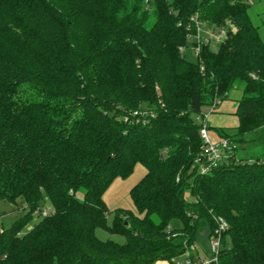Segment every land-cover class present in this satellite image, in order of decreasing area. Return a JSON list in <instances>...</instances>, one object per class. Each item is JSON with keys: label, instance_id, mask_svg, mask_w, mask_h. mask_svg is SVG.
<instances>
[{"label": "trees", "instance_id": "obj_1", "mask_svg": "<svg viewBox=\"0 0 264 264\" xmlns=\"http://www.w3.org/2000/svg\"><path fill=\"white\" fill-rule=\"evenodd\" d=\"M250 7L0 0V202L25 211L0 221V264H175L187 252L194 264H264V154L238 152L264 148V37ZM198 24L225 35L191 61ZM234 93L239 125L219 130L232 149L202 172L203 108ZM137 164L136 212L109 220L104 194ZM218 218L227 229L208 263ZM202 231L206 261L191 252Z\"/></svg>", "mask_w": 264, "mask_h": 264}, {"label": "rangeland", "instance_id": "obj_2", "mask_svg": "<svg viewBox=\"0 0 264 264\" xmlns=\"http://www.w3.org/2000/svg\"><path fill=\"white\" fill-rule=\"evenodd\" d=\"M251 3L250 7V13L255 20V22L260 26V32L262 36L264 37V0H249ZM219 46V42L213 41L211 43V47L213 49H217ZM184 53L187 56V58L191 61H196L197 56L193 50V48L188 45L184 48ZM212 108H209V112L211 113ZM203 110H206V107L203 108ZM197 121L200 123L199 118ZM209 127V125H208ZM235 130H231L229 132H234ZM210 134L212 135V132L210 130ZM213 136V135H212ZM220 138V137H218ZM242 148L238 151L239 154L242 157L246 158H253L256 156H260L264 154V148L262 146H250L248 144H242ZM145 172L144 167L141 164H137L134 168L133 173L126 179H119L117 178L113 183L112 186L109 187V189L105 192L104 198L106 200L108 209L110 211L109 213V220L113 217V211L116 209H125L130 210L133 212H136L135 205L133 203V200L130 196V189L133 185V183L139 181ZM186 199L190 201L192 199V195L190 192L186 193ZM40 207L45 211L46 213H50L52 211V206L50 203H40ZM24 209H21L20 207L8 203V202H0V221L3 223L5 227L11 226L12 223H14L17 219H19L24 214ZM38 220V217L36 215L33 216L31 219V222L27 225L25 228L26 230L31 228L34 223H36ZM180 225V222L176 223L174 226ZM97 235L103 239H112L115 241L123 242L124 238L120 235L110 234L106 231H103L102 229L97 230ZM201 235L196 242L195 246L192 248V254L196 258H201L203 260H208L210 254H208L205 251V247L208 246V240L205 237V232L202 231ZM189 252L183 254L180 258V262L183 264L185 263V260L188 258Z\"/></svg>", "mask_w": 264, "mask_h": 264}, {"label": "built area", "instance_id": "obj_3", "mask_svg": "<svg viewBox=\"0 0 264 264\" xmlns=\"http://www.w3.org/2000/svg\"><path fill=\"white\" fill-rule=\"evenodd\" d=\"M224 35V30L214 33L209 29H203L202 26L198 24L197 32L194 34L196 43L192 46L196 56L200 55L201 45L203 43H207L212 39L219 41L222 37H224ZM213 109L214 108L211 110L213 111ZM200 135L203 139V145L201 154L196 158V162H202L201 171L207 172L215 167L222 160V158L229 153V151L232 149V145L230 140L227 138L220 137L218 139H213L212 135L210 134L207 121L205 120L200 128ZM43 214L46 215L47 213L43 211ZM226 229L227 222L222 218H218V226L210 238V249L213 256L208 263L218 262L217 251L219 247H221V236ZM185 263L194 264L190 259H187ZM175 264H181V262L177 261Z\"/></svg>", "mask_w": 264, "mask_h": 264}, {"label": "crops", "instance_id": "obj_4", "mask_svg": "<svg viewBox=\"0 0 264 264\" xmlns=\"http://www.w3.org/2000/svg\"><path fill=\"white\" fill-rule=\"evenodd\" d=\"M237 99H238V93H234L233 95H231L229 99L221 102L218 108L216 109V111L210 113L208 107H206V110H203L204 115H206L207 123L210 126L213 139H218V137L221 136L219 130L231 131V130H235L238 127L239 118L236 115ZM137 182L133 183L132 187ZM113 184L114 183H112L110 186H112Z\"/></svg>", "mask_w": 264, "mask_h": 264}]
</instances>
